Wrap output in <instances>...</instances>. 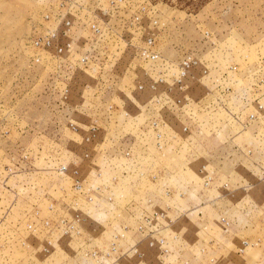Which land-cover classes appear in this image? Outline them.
Here are the masks:
<instances>
[{"label": "rangeland", "instance_id": "1", "mask_svg": "<svg viewBox=\"0 0 264 264\" xmlns=\"http://www.w3.org/2000/svg\"><path fill=\"white\" fill-rule=\"evenodd\" d=\"M0 264H264V0H0Z\"/></svg>", "mask_w": 264, "mask_h": 264}]
</instances>
